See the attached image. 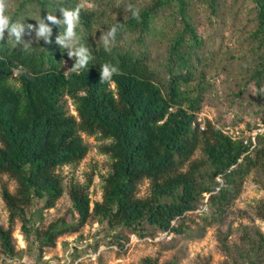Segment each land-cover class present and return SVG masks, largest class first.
Returning <instances> with one entry per match:
<instances>
[{"label":"trees","instance_id":"obj_1","mask_svg":"<svg viewBox=\"0 0 264 264\" xmlns=\"http://www.w3.org/2000/svg\"><path fill=\"white\" fill-rule=\"evenodd\" d=\"M78 3L23 0L13 17L18 19L36 6L42 17L57 12L60 18V8ZM158 3L171 5L173 18L179 20L167 33L170 78L166 86L158 79L150 49L137 52L131 47L105 50L97 46L98 16L83 7L78 32L82 37L85 29L82 39L92 60L79 74H65L64 62L69 58L56 45V37H51V44H33L28 52L12 41H0V175L17 182L15 192L1 185L10 224L8 228L0 224V243L10 259H28L14 240L19 219L29 246H38L41 263L62 236L78 233L90 220L112 229L124 228L141 238H155L166 231L172 236L185 235L191 214L207 202L208 210L199 216L211 225L223 223L247 177L256 171L264 174V134L251 149L244 136L234 139L211 121L203 130L198 121L202 97L182 88L194 78L193 62L202 46L193 25V0H130L129 4L140 9V20L132 19L127 7L113 22L122 24L117 36L154 34ZM217 3L220 0H210L212 6ZM251 6L258 14V26L251 36L262 49L260 66L251 79L260 84L264 77V0H252ZM34 36L26 35L25 40ZM105 62L120 69L110 83L100 82L99 66ZM84 134L110 141L103 146L113 160L104 179L103 198L93 203L90 184L72 185L68 191L73 204L70 218L39 229L32 208L38 203L45 210L53 209L64 196V179L58 170L87 157ZM198 151L202 156L195 158ZM145 181H149V192L141 197ZM260 214L264 218V204ZM255 234V240L246 239L250 247L241 257L249 264H264V235ZM227 237L222 244L228 252ZM141 264L158 261L147 257Z\"/></svg>","mask_w":264,"mask_h":264},{"label":"rangeland","instance_id":"obj_2","mask_svg":"<svg viewBox=\"0 0 264 264\" xmlns=\"http://www.w3.org/2000/svg\"><path fill=\"white\" fill-rule=\"evenodd\" d=\"M22 1L7 0L13 20H17L13 14ZM129 2L79 0L85 11L95 12L98 16L94 33L97 46L104 47L98 41L100 31L121 18ZM251 5L252 0H220L216 6H212L210 0H193V25L202 46L197 51L198 58L193 62L192 82L182 85L183 90L188 88L194 95L200 94L202 97L200 117L203 124L211 121L220 128L232 125L240 128L245 135L253 131L257 124L264 125V77L260 78V84L251 79L254 69L260 66L262 51L251 36L258 26V14ZM156 6L154 34H145L141 38L135 32L116 36L109 49L131 47L137 52L142 48L150 49L158 79L166 86L170 78L167 33L176 19L172 16L171 5L158 3ZM40 18L41 10L36 6H30L25 14L20 18L18 16L19 20H25V24L34 26ZM50 26L53 28L52 36L57 38L59 30ZM85 34L84 29L82 38ZM64 67L69 71L73 67L72 60L67 59ZM84 139L89 146L87 157L77 165H67L58 170L64 179V196L53 209L45 210L38 203L32 208L35 227L45 229L58 219L70 218L73 204L68 191L72 185L90 184L92 202L102 200L104 179L113 163L103 146L110 141L87 134H84ZM201 156L198 151L195 158ZM2 183L15 192L17 182L9 175H0V224L8 228L9 211L2 198ZM148 192L149 181H145L140 187V196L145 197ZM263 204L264 174L256 171L247 177L241 194L223 223L208 224L206 218L194 212L188 221L190 229L185 235L159 239L158 236L141 238L124 228L112 229L106 223L90 220L78 233L62 236L57 247L47 250L45 254L54 264H141L147 257L156 259L158 264H169L175 260L177 264H249L241 254L250 247L247 238L255 240L256 231L264 235V218L260 214ZM226 236L228 252L222 244V238ZM14 240L17 250H25L23 256L26 255L33 264L45 263L44 258L38 263V246H29L20 219L15 224ZM16 262V259L2 253L0 243V264Z\"/></svg>","mask_w":264,"mask_h":264},{"label":"clouds","instance_id":"obj_3","mask_svg":"<svg viewBox=\"0 0 264 264\" xmlns=\"http://www.w3.org/2000/svg\"><path fill=\"white\" fill-rule=\"evenodd\" d=\"M9 4L7 0H0V41L5 40V33H7V41L14 42L15 45L20 46L25 52L32 48V45L37 42L43 41L45 44H51V37L53 35V28L50 25H55L59 29L55 43L58 45L62 52L66 53L68 58L74 61L73 67L65 72L79 74L85 70L92 60V53L89 47L83 42L82 37L78 32L80 25V13L83 7L82 3H78L75 7H62L58 11L60 18L55 14L47 13L46 17L37 19V24H25V20H13L9 13ZM131 13L134 20H140V9L133 7L129 4L126 9ZM115 15V14H113ZM61 28L63 31L61 32ZM122 30V24L116 22L111 24L106 30H101V35L98 41L102 42L105 50H108L116 39L118 32ZM32 33L35 34L34 38L25 40V36L31 37ZM23 70L22 66L21 69ZM100 82L110 83L115 75H118L120 69L118 66L111 62L102 63L99 66ZM15 71L18 70H14Z\"/></svg>","mask_w":264,"mask_h":264},{"label":"built area","instance_id":"obj_4","mask_svg":"<svg viewBox=\"0 0 264 264\" xmlns=\"http://www.w3.org/2000/svg\"><path fill=\"white\" fill-rule=\"evenodd\" d=\"M198 121L200 123H202V129L204 130L205 129V124H203V120H202V118L200 116L198 117ZM223 131L227 135L232 136L234 139H237V137H240L241 135L244 136L245 144L250 145L251 149H253L256 146V144H257L258 136L264 134V125L257 124L256 128H254V130L251 131L250 133H248L247 135L243 134L242 130L240 128L232 126V125L227 126V127L226 126L223 127ZM218 179L220 181H222L221 178H218ZM219 189L220 188H218V190ZM207 198H208V196H207ZM206 201H207V199H206ZM207 210H208V205H207V202H206L201 208L197 209L195 212L199 213V214H203ZM171 237H172V234L169 231L161 232L158 235L159 239H165V238L170 239ZM43 258H44V261H45L44 264H54L51 261V259H49L47 257L46 254H45V256ZM14 264H33V263L30 260H28V259H23L22 261H18V262L14 263ZM77 264H79V262H77Z\"/></svg>","mask_w":264,"mask_h":264}]
</instances>
